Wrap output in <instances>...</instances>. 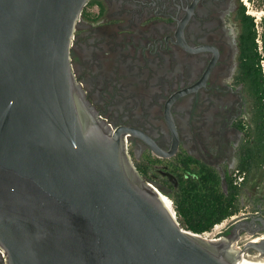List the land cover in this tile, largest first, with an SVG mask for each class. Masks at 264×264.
Wrapping results in <instances>:
<instances>
[{
    "label": "water",
    "instance_id": "water-1",
    "mask_svg": "<svg viewBox=\"0 0 264 264\" xmlns=\"http://www.w3.org/2000/svg\"><path fill=\"white\" fill-rule=\"evenodd\" d=\"M89 1L0 0V264H264V218L183 227L87 99L71 48Z\"/></svg>",
    "mask_w": 264,
    "mask_h": 264
},
{
    "label": "flooded vegetation",
    "instance_id": "flooded-vegetation-1",
    "mask_svg": "<svg viewBox=\"0 0 264 264\" xmlns=\"http://www.w3.org/2000/svg\"><path fill=\"white\" fill-rule=\"evenodd\" d=\"M241 16L239 0H90L76 26L71 62L87 99L171 199L192 171L213 170L223 187L240 171L254 107Z\"/></svg>",
    "mask_w": 264,
    "mask_h": 264
},
{
    "label": "trees",
    "instance_id": "trees-1",
    "mask_svg": "<svg viewBox=\"0 0 264 264\" xmlns=\"http://www.w3.org/2000/svg\"><path fill=\"white\" fill-rule=\"evenodd\" d=\"M255 1L264 10V0ZM245 12L242 6V72L254 102L252 125L248 127L239 163V169L247 174V181L253 170L264 169V19L259 33L254 17ZM191 173L187 178L185 175L180 178L172 198L181 225L202 234L240 213L242 187L235 186L231 178L223 187L219 175L211 169Z\"/></svg>",
    "mask_w": 264,
    "mask_h": 264
},
{
    "label": "crops",
    "instance_id": "crops-1",
    "mask_svg": "<svg viewBox=\"0 0 264 264\" xmlns=\"http://www.w3.org/2000/svg\"><path fill=\"white\" fill-rule=\"evenodd\" d=\"M240 213L264 218V169L253 170L239 195Z\"/></svg>",
    "mask_w": 264,
    "mask_h": 264
},
{
    "label": "built area",
    "instance_id": "built-area-1",
    "mask_svg": "<svg viewBox=\"0 0 264 264\" xmlns=\"http://www.w3.org/2000/svg\"><path fill=\"white\" fill-rule=\"evenodd\" d=\"M246 178H247L246 172H243L241 170L240 171L239 170H236V172H235V174L233 176V184L235 186L242 187L243 184L246 181ZM171 203H172V206H173V201L172 200H171ZM173 209H174V207H173ZM238 216H239V214L238 215H235V216H232L231 218L223 221L222 223L215 225L212 230H210L208 232H204V233H202L200 235L203 236V237H205V238H207V239L219 240V239H221L222 236H219L218 238L214 239V237L216 236V234L224 231V229L228 226V222L231 223ZM175 217L177 218L176 212H175ZM0 255L3 256V257H5L2 252H0Z\"/></svg>",
    "mask_w": 264,
    "mask_h": 264
},
{
    "label": "rangeland",
    "instance_id": "rangeland-1",
    "mask_svg": "<svg viewBox=\"0 0 264 264\" xmlns=\"http://www.w3.org/2000/svg\"><path fill=\"white\" fill-rule=\"evenodd\" d=\"M239 2H240V5L245 7V11H246L245 13L247 15H250L251 12L255 13V15L253 17H254V20L256 23V28H257L258 32L261 33L262 32V25L261 24H262V20L264 19L263 8L259 4H257V2L255 0H239ZM250 16H252V15H250ZM263 260H264V258H263Z\"/></svg>",
    "mask_w": 264,
    "mask_h": 264
},
{
    "label": "bare ground",
    "instance_id": "bare-ground-1",
    "mask_svg": "<svg viewBox=\"0 0 264 264\" xmlns=\"http://www.w3.org/2000/svg\"><path fill=\"white\" fill-rule=\"evenodd\" d=\"M250 15L254 16L255 13H254V12H253V13L251 12ZM163 201L165 202V204L167 205V207H169V208L171 209V211L174 212V209H173L172 203H171V201L169 200V198H167L166 196L163 195ZM258 241H259V240H258ZM262 260H263V259H262Z\"/></svg>",
    "mask_w": 264,
    "mask_h": 264
}]
</instances>
